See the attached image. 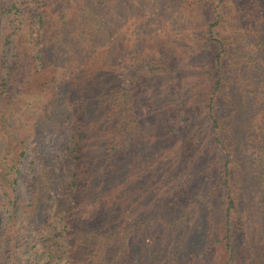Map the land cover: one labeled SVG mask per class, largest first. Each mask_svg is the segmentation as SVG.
<instances>
[{"label": "rangeland", "instance_id": "1", "mask_svg": "<svg viewBox=\"0 0 264 264\" xmlns=\"http://www.w3.org/2000/svg\"><path fill=\"white\" fill-rule=\"evenodd\" d=\"M216 6L225 16L215 33L229 37L232 54L209 106L205 68L220 48L201 31ZM261 35L264 0H0V173L15 165L8 175L28 202L36 151L43 147L68 178L62 142L74 137L86 163L63 211L75 264L99 262L91 248L121 228L119 251L100 264H264V174L248 170L264 155L246 108L254 86L264 90ZM112 90L124 92L122 119L104 102ZM231 109L239 110L227 122L243 223L231 229L228 263L213 233L223 197L210 116ZM87 236L94 245L83 244Z\"/></svg>", "mask_w": 264, "mask_h": 264}, {"label": "trees", "instance_id": "2", "mask_svg": "<svg viewBox=\"0 0 264 264\" xmlns=\"http://www.w3.org/2000/svg\"><path fill=\"white\" fill-rule=\"evenodd\" d=\"M213 14L214 21L208 23L201 31L202 39L214 41L220 48L215 58L205 68L211 84L209 89H212L208 98L209 106L217 102V94L225 87L223 76L229 63L225 66L224 63L227 59L228 61L231 60L230 55L232 54V50L230 52L229 37L219 36L215 33V29H219V23L225 16L221 6L214 7ZM255 45L263 48V35L256 37ZM259 50L264 52L261 48ZM253 52L254 50L250 53L253 54ZM250 57L258 70L259 66L257 65L259 64L256 56L252 55ZM251 92L254 93L255 98L250 99L247 106L244 105L248 108L250 120L254 122L251 124L250 130H255L256 136L261 140L260 144L255 146L257 154L264 155V90H262L261 83L254 86ZM122 93L124 92L112 90V93L104 96V102L110 104L112 112L118 114L120 119L124 117L120 108L126 102L125 99L121 101L119 98ZM234 108H237V105H234ZM238 111L231 109V114L219 118L210 116V119L214 121V129L219 130V136L215 137V133L211 134L213 140L211 149L213 152L217 151L214 162L218 174L217 184L221 188L223 197L219 217L216 221H213V233L221 235L228 263H232L235 259L232 243L233 231L231 229L236 226L240 228V221L243 223L242 212L239 208L238 189L235 188L236 170L239 166L236 154L237 142L236 136L231 132L230 125L227 122ZM257 114L260 116L258 120H256ZM234 119L235 117L232 120ZM250 132L243 133L244 142L250 140ZM68 137L67 140L62 142L67 152L65 166L67 168L71 167L67 172L69 174L68 178H64L65 173L56 171L55 163H57V159L49 157V154L42 147L36 151L38 170L28 184V202H24L18 197L16 180L8 175L14 171V168L17 171L15 165L10 167L8 174L0 173V182L5 197L0 204V264H75V240L69 232V226L63 217V211L66 197L71 195L78 186L79 175L86 163L82 157H79V145L76 144L74 137L71 135ZM256 162L258 163L250 162L248 170L255 171V173L263 176L264 156ZM262 224L264 225V221ZM125 237L126 232L122 228L120 231L114 230L108 234L103 233L99 238L102 239L99 249H95L94 253V248H91L92 253L98 258L99 262L88 264H100V259L106 255L107 251L114 253L118 244ZM95 241L96 236H87L83 244L91 243V245H94Z\"/></svg>", "mask_w": 264, "mask_h": 264}]
</instances>
